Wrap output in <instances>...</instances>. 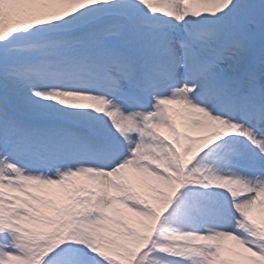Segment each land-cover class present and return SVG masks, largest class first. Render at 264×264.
<instances>
[{
  "label": "snow or ice",
  "instance_id": "snow-or-ice-1",
  "mask_svg": "<svg viewBox=\"0 0 264 264\" xmlns=\"http://www.w3.org/2000/svg\"><path fill=\"white\" fill-rule=\"evenodd\" d=\"M0 264H264V0H0Z\"/></svg>",
  "mask_w": 264,
  "mask_h": 264
}]
</instances>
